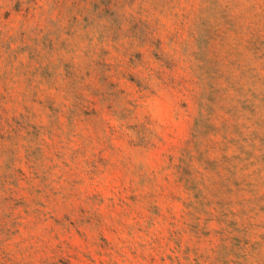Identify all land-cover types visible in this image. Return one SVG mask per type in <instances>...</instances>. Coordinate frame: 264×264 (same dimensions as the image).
Wrapping results in <instances>:
<instances>
[{
  "label": "rangeland",
  "instance_id": "1",
  "mask_svg": "<svg viewBox=\"0 0 264 264\" xmlns=\"http://www.w3.org/2000/svg\"><path fill=\"white\" fill-rule=\"evenodd\" d=\"M0 264H264V0H0Z\"/></svg>",
  "mask_w": 264,
  "mask_h": 264
}]
</instances>
